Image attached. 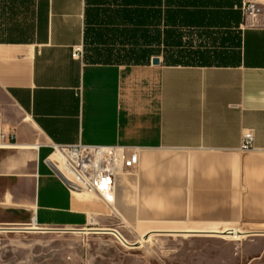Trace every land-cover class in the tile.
Returning a JSON list of instances; mask_svg holds the SVG:
<instances>
[{
	"label": "crops",
	"instance_id": "1",
	"mask_svg": "<svg viewBox=\"0 0 264 264\" xmlns=\"http://www.w3.org/2000/svg\"><path fill=\"white\" fill-rule=\"evenodd\" d=\"M241 4L0 0V128L15 132L0 146V224L264 235V7L245 24ZM187 32L193 62H166ZM78 143L135 148L139 164L107 197L79 195L49 160Z\"/></svg>",
	"mask_w": 264,
	"mask_h": 264
},
{
	"label": "rangeland",
	"instance_id": "2",
	"mask_svg": "<svg viewBox=\"0 0 264 264\" xmlns=\"http://www.w3.org/2000/svg\"><path fill=\"white\" fill-rule=\"evenodd\" d=\"M186 34L184 47H171L166 53L168 58L188 54L192 38L188 39L191 32ZM204 39L205 44H215V41ZM194 40L195 44H200L199 39ZM86 48L89 59L99 58L92 46ZM234 55L231 50L222 54L228 60ZM9 186L8 180L0 177V197ZM31 226L39 225L30 220L20 224H0L1 228H19L0 229V264H264V235L242 233L239 238H231L230 233L187 235L184 232L148 231L157 227L132 225L125 220L106 227L112 230L106 232L96 231L94 226L20 229ZM235 227L243 230L239 224ZM146 236H149L148 240Z\"/></svg>",
	"mask_w": 264,
	"mask_h": 264
},
{
	"label": "built area",
	"instance_id": "3",
	"mask_svg": "<svg viewBox=\"0 0 264 264\" xmlns=\"http://www.w3.org/2000/svg\"><path fill=\"white\" fill-rule=\"evenodd\" d=\"M264 0H242L241 9L245 24L259 22L263 11ZM72 55L82 58L83 45L73 47ZM15 141L13 130L0 128V146H10ZM254 147V137L251 131L243 134L241 149L251 150ZM72 153L76 161L69 162V174L73 181L64 178L75 191L82 187L95 192L113 191L116 177L120 174L133 173L139 164V154L135 148L121 145H87L78 143L73 146H58L55 151ZM79 184V185H78ZM33 223V222H32Z\"/></svg>",
	"mask_w": 264,
	"mask_h": 264
},
{
	"label": "bare ground",
	"instance_id": "4",
	"mask_svg": "<svg viewBox=\"0 0 264 264\" xmlns=\"http://www.w3.org/2000/svg\"><path fill=\"white\" fill-rule=\"evenodd\" d=\"M54 152L55 153H52L50 155V157H49L50 162L56 166V168L58 169V171H59V173L61 175H63L65 178L73 181V179L70 177V174H69V171H68V168H69L68 166H69V162L76 161V155L72 154V153L65 154V153L60 152L59 150H56ZM118 177L119 176H117L116 179ZM115 182H116V180H115ZM75 192L77 194H79V195H82V196H85V197L89 198V196H94V195L95 196L96 195H100V196L102 195V196L107 197V195L110 194L112 191L107 190L106 192H103V194H102V193H100L98 191L95 192L93 190L86 189V188L82 187L81 185H79V189L75 190ZM24 229H27V227L24 228ZM229 232H231V231H229ZM224 233L228 234L227 231L224 232ZM230 234L231 235H229V237H231V238H239V236L237 235L236 232H233V233H230Z\"/></svg>",
	"mask_w": 264,
	"mask_h": 264
},
{
	"label": "trees",
	"instance_id": "5",
	"mask_svg": "<svg viewBox=\"0 0 264 264\" xmlns=\"http://www.w3.org/2000/svg\"><path fill=\"white\" fill-rule=\"evenodd\" d=\"M174 13H175V11L173 10L172 13L170 14V18H172L174 16ZM174 34H176V32L170 29L169 36L171 38H173L174 37ZM174 44H176L177 46H181L182 45L181 44V41L180 42H177L176 40H174ZM194 58H195V52L192 51V49H189L188 50V54H186L185 57L168 58V55L165 56L166 62H174V63H191V62H193V59ZM90 60L93 61V62L106 61L105 59L92 58V57L90 58Z\"/></svg>",
	"mask_w": 264,
	"mask_h": 264
},
{
	"label": "water",
	"instance_id": "6",
	"mask_svg": "<svg viewBox=\"0 0 264 264\" xmlns=\"http://www.w3.org/2000/svg\"><path fill=\"white\" fill-rule=\"evenodd\" d=\"M152 63H154V64H157V63H159V58L158 57H154L153 59H152ZM61 176V175H60ZM62 177V176H61ZM63 180L68 184V186H70L69 185V183L63 178ZM0 229H19V228H12V227H10V228H1L0 227ZM20 229H24V228H20ZM96 231H102V232H106V231H112V230H109V229H96ZM170 233V232H169ZM189 233H191V232H189ZM192 233H194V232H192ZM132 245H136V244H132Z\"/></svg>",
	"mask_w": 264,
	"mask_h": 264
}]
</instances>
